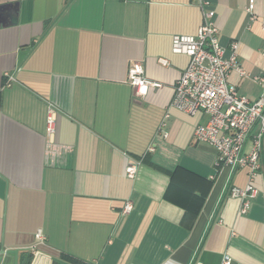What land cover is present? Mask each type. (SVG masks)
Segmentation results:
<instances>
[{"label": "crops", "instance_id": "1", "mask_svg": "<svg viewBox=\"0 0 264 264\" xmlns=\"http://www.w3.org/2000/svg\"><path fill=\"white\" fill-rule=\"evenodd\" d=\"M208 1L219 44L237 45L248 75L229 82L255 101L264 0L253 22L249 0ZM201 23L190 0H0V264H264V154L239 216L229 189L245 187L246 170L230 176L195 142L204 114L169 107L188 64L171 38ZM134 63L160 84L142 98L127 81ZM48 103L58 110L52 143Z\"/></svg>", "mask_w": 264, "mask_h": 264}, {"label": "built area", "instance_id": "2", "mask_svg": "<svg viewBox=\"0 0 264 264\" xmlns=\"http://www.w3.org/2000/svg\"><path fill=\"white\" fill-rule=\"evenodd\" d=\"M190 2L199 8L202 23L194 36L174 35L171 38V52L186 56L188 64L173 86L169 107L187 116L204 114L207 120L195 128V142L211 147L216 153V166L227 169L230 176L238 170H246L245 187L229 189V197L239 201L238 215L244 216L257 193L254 179L264 154V75L252 77L262 89L257 100L250 101L241 96L229 82L233 72L240 77H248L237 63V45L231 44L227 52L219 44V31L213 22L215 14L208 0ZM253 11L254 0H249L246 13L250 22L255 20ZM262 29L264 31V25ZM158 62L162 66L167 65L163 59ZM4 76L6 87L15 82L12 75L5 73ZM127 81L133 88L134 96L139 98L146 96L150 87H160V84L145 77L139 63L128 68ZM57 115V108L48 103L45 137L49 143L55 136ZM136 166L132 164L126 168L128 178H134ZM131 211V203H125L122 213L129 214ZM35 238L39 241L44 239L40 231L36 232ZM220 264H231V258L223 256Z\"/></svg>", "mask_w": 264, "mask_h": 264}, {"label": "water", "instance_id": "3", "mask_svg": "<svg viewBox=\"0 0 264 264\" xmlns=\"http://www.w3.org/2000/svg\"><path fill=\"white\" fill-rule=\"evenodd\" d=\"M25 53H26V52H21V53L19 54V57L21 58ZM8 253L13 254V255H17V252H16L15 250H13V251H9Z\"/></svg>", "mask_w": 264, "mask_h": 264}, {"label": "trees", "instance_id": "4", "mask_svg": "<svg viewBox=\"0 0 264 264\" xmlns=\"http://www.w3.org/2000/svg\"><path fill=\"white\" fill-rule=\"evenodd\" d=\"M68 260H70V262H72V263H74V264H80L78 261H76V260H71V259H68Z\"/></svg>", "mask_w": 264, "mask_h": 264}]
</instances>
